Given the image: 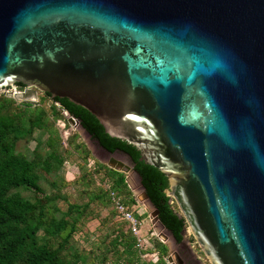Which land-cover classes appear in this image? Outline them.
Segmentation results:
<instances>
[{
    "label": "water",
    "instance_id": "water-1",
    "mask_svg": "<svg viewBox=\"0 0 264 264\" xmlns=\"http://www.w3.org/2000/svg\"><path fill=\"white\" fill-rule=\"evenodd\" d=\"M0 92L67 98L164 174L180 241L132 156L56 102L135 195L136 179L169 263L189 229L210 264H264V0H0Z\"/></svg>",
    "mask_w": 264,
    "mask_h": 264
},
{
    "label": "trees",
    "instance_id": "trees-1",
    "mask_svg": "<svg viewBox=\"0 0 264 264\" xmlns=\"http://www.w3.org/2000/svg\"><path fill=\"white\" fill-rule=\"evenodd\" d=\"M23 86L19 83V87ZM46 100L51 101L50 105H46ZM57 101L104 147L111 151L121 149L132 156L160 221L179 241L182 238L180 230L185 221L175 213L163 192L168 185L166 177L156 167L139 160L133 145L109 136L93 114L67 98L43 93V98L33 103L17 101L0 92V264H167L165 243L153 241L158 253L156 261L141 260L129 224L121 218L119 222L114 220L118 213L112 206L109 189L122 195L130 207L136 202L125 174L95 160L85 142H76L77 132L69 135L63 146L56 122L62 119L68 123ZM31 141L35 142L33 147L29 146ZM72 152L80 156L81 173L66 181L61 172ZM90 158L95 161L90 167L93 170L87 168ZM69 185L78 187V200L70 201L62 192ZM95 207L110 210L101 217ZM95 218L107 231L89 249L78 248L74 234Z\"/></svg>",
    "mask_w": 264,
    "mask_h": 264
},
{
    "label": "rangeland",
    "instance_id": "rangeland-1",
    "mask_svg": "<svg viewBox=\"0 0 264 264\" xmlns=\"http://www.w3.org/2000/svg\"><path fill=\"white\" fill-rule=\"evenodd\" d=\"M37 94H38V100H37V102H38L40 99L43 98V93L38 92ZM37 102H34V103H37ZM50 103H51V101L46 100V105H50ZM67 123L68 124H66L62 119L57 120V122H56V125H57V127L61 133V136H62L63 146L67 145V143H66L67 137L69 135L73 134L74 132H77L79 134V138H76V142H80L81 140L84 142L82 135L76 129V126L70 124L69 122H67ZM34 144H35V142L31 141L29 143V146L33 147ZM69 147L71 150L73 149L72 146H69ZM90 159L94 160L93 158H90ZM90 159L87 161V168L88 169H92L90 167H93V166H90L91 164H89L91 162ZM78 163H82V162L80 160V156L76 152H72L71 154H69L67 156V159L64 162V166H63V169L61 172L62 176L65 178L66 181H72L73 179H75L76 177H78L80 175L81 172L79 170ZM94 179L96 181L99 180V175L94 176ZM131 183H132L134 190L136 191L137 198L139 199L141 197V190H140L139 185L137 184V181L134 177H131ZM77 189H78L77 186L69 185V186L64 187L62 189V192L67 195V197L70 201H76V200H78ZM61 204L63 206H65V203L63 201L61 202ZM172 204L175 206V202H173ZM145 206H146L147 211L143 210L144 209L143 205L139 204L136 201L135 206L133 208L135 210L134 214H135L136 218L140 221V235L146 239L145 243L143 244V247H145V248H143V250H140V251L138 249V251L140 253V259L141 260L156 261L158 258V253L153 246V241L154 240L155 241L156 240L162 241L161 240V238H163L162 235H167V237H168L167 241L169 242V236L165 232V230L157 224V222L155 223V225L152 223V220L150 217V213L152 211V208L148 204H146ZM95 208L97 209L98 207H95ZM109 210H110V208H98L97 209V211H99L101 217L108 215ZM114 220H116L117 222L122 221L118 215L114 216ZM100 225H101L100 221L97 218L87 221L84 224L81 231H77L74 234V241H75L76 246L78 248L89 249L95 243H98L100 236H103L104 233L107 231V228H105V227L101 228ZM152 228H155L154 229V231H155L154 235H151V233L149 232L150 230L152 231ZM159 235H161L162 237L160 238ZM186 238L189 241V245L191 247V250L195 253L196 258L198 259L199 264H210L208 258L204 255V253L202 252V250L200 249V247L196 243V241L193 238L189 229H187ZM171 247H172V245H171ZM147 249H151L150 252ZM165 259H166L167 264H176L175 259H174V263H169L167 260V257ZM109 264H111V263L109 262Z\"/></svg>",
    "mask_w": 264,
    "mask_h": 264
},
{
    "label": "built area",
    "instance_id": "built-area-1",
    "mask_svg": "<svg viewBox=\"0 0 264 264\" xmlns=\"http://www.w3.org/2000/svg\"><path fill=\"white\" fill-rule=\"evenodd\" d=\"M14 89L23 91L25 89V86L24 87L16 86V88ZM90 160L91 162L89 164H91L90 166H93L94 160L92 159ZM106 186L109 187V182H106ZM109 195L112 206L117 211L118 216L129 224L130 231L136 238L135 247L139 249V251L143 250V248H145L143 247V244L145 243L146 239L140 235V221L136 218L134 214L135 210L124 201L122 195L118 194L114 190L109 189ZM149 232L151 233V235H154L155 233L154 231L151 230Z\"/></svg>",
    "mask_w": 264,
    "mask_h": 264
},
{
    "label": "flooded vegetation",
    "instance_id": "flooded-vegetation-1",
    "mask_svg": "<svg viewBox=\"0 0 264 264\" xmlns=\"http://www.w3.org/2000/svg\"><path fill=\"white\" fill-rule=\"evenodd\" d=\"M19 86V83H16ZM24 87V86H23ZM176 264H199L195 253L186 244L176 243L173 248Z\"/></svg>",
    "mask_w": 264,
    "mask_h": 264
},
{
    "label": "crops",
    "instance_id": "crops-1",
    "mask_svg": "<svg viewBox=\"0 0 264 264\" xmlns=\"http://www.w3.org/2000/svg\"><path fill=\"white\" fill-rule=\"evenodd\" d=\"M125 174V173H124ZM126 178H127V174H125V181H126ZM127 183V186H128V182H126ZM129 187V186H128ZM131 191H132V193H133V196H134V198L136 197V195H135V193L133 192V190L132 189H130ZM136 200V199H135ZM134 206L135 205H133L132 206V208H134ZM143 207H144V209L143 210H145V211H147V209H146V206L145 205H143ZM152 231H154V228H152ZM168 253H169V251H168Z\"/></svg>",
    "mask_w": 264,
    "mask_h": 264
}]
</instances>
